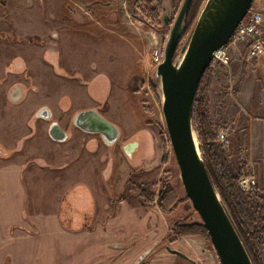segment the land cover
<instances>
[{"label":"rangeland","instance_id":"1","mask_svg":"<svg viewBox=\"0 0 264 264\" xmlns=\"http://www.w3.org/2000/svg\"><path fill=\"white\" fill-rule=\"evenodd\" d=\"M75 1L0 0V109L9 120V141L20 136L18 146L8 148L17 163L0 161V264H193L167 246L196 264H219L211 241L178 235L174 227L201 220L180 181L151 57L163 47L182 0H165L170 22L163 25L162 6L156 28L133 10V0L120 1L127 12L113 30L82 21L90 8ZM229 73L211 62L206 94L213 132L225 125L230 137ZM15 84L23 90L12 99ZM97 87L101 95L91 100ZM87 105L119 127L118 142L106 145L71 124ZM43 106L65 140L48 137L50 119L36 115ZM251 151L229 144L232 168L244 164L249 172ZM162 190L169 211L158 203Z\"/></svg>","mask_w":264,"mask_h":264},{"label":"water","instance_id":"2","mask_svg":"<svg viewBox=\"0 0 264 264\" xmlns=\"http://www.w3.org/2000/svg\"><path fill=\"white\" fill-rule=\"evenodd\" d=\"M253 1L205 0L187 44L176 55L191 3V0H182L161 48V59L154 67L162 92L161 112L165 129L183 190L199 215L220 264L253 263L208 176L194 131L192 107L199 81L212 62L214 51L229 43ZM161 19L164 26L169 25L166 8ZM36 115L49 119L51 112L49 108L41 107ZM71 124L86 133L98 134L106 145L119 141V127L95 108L74 112ZM48 135L53 140L63 141L67 133L57 121H52L48 126ZM167 248L172 253L187 257L179 250Z\"/></svg>","mask_w":264,"mask_h":264},{"label":"trees","instance_id":"3","mask_svg":"<svg viewBox=\"0 0 264 264\" xmlns=\"http://www.w3.org/2000/svg\"><path fill=\"white\" fill-rule=\"evenodd\" d=\"M203 0H191L185 18L184 29L193 21ZM133 10L140 12L141 18L156 28L160 24L162 12L161 0H133ZM144 4V6H142ZM183 29V32H184ZM211 64L202 75L192 107V120L200 144L208 176L219 194L221 202L241 238L253 264H264V197L258 189L242 191L237 180L244 171V164L233 169L227 149L216 143L215 133L207 114L208 97L206 89L210 84ZM167 190H162L159 204L165 210L172 207L164 205L168 197ZM178 235H200L210 241L202 222L187 224L175 223ZM220 264V263H219Z\"/></svg>","mask_w":264,"mask_h":264},{"label":"crops","instance_id":"4","mask_svg":"<svg viewBox=\"0 0 264 264\" xmlns=\"http://www.w3.org/2000/svg\"><path fill=\"white\" fill-rule=\"evenodd\" d=\"M120 1L123 0H118L116 3L109 0L105 2L104 0H79V3L84 2L87 9L90 8L91 11L90 15L88 12L86 13L88 17L82 21L94 22L99 28L108 30H110L108 27H113V25L116 26L115 29L119 28L123 15L127 12L121 7ZM70 2L71 5H78L75 0H70ZM162 6L164 9L168 7L165 0L162 1ZM252 8L264 16V0H254ZM106 21L113 22V24L107 25ZM80 23L83 24V22ZM111 29L113 30L114 27ZM261 30L264 34V20ZM228 50L230 63L227 68L233 81V93H230L227 101L229 125L233 127L230 130L233 131V134L229 137V144L237 142L241 144V148L252 150V157L248 160L250 171L254 172L257 178L259 191L264 192V54L248 59L246 56L247 45L244 42L231 43ZM6 121L9 125V120L6 119ZM2 134L0 138L3 143L11 147L13 139L12 142L9 141V133ZM235 134L237 135L235 136ZM237 137H239V141H236ZM241 137L242 139H240ZM9 163L17 162L9 159L3 162V164Z\"/></svg>","mask_w":264,"mask_h":264},{"label":"built area","instance_id":"5","mask_svg":"<svg viewBox=\"0 0 264 264\" xmlns=\"http://www.w3.org/2000/svg\"><path fill=\"white\" fill-rule=\"evenodd\" d=\"M264 16L261 12L251 8L247 11L243 19L237 25L234 33L228 44L214 51L212 62L228 67L230 63V54L228 46L231 43L244 42L247 45L246 56L248 59H253L261 54H264V34L261 30V24ZM162 56L161 48H156L153 51L152 62L158 63ZM232 81V80H231ZM232 90V85H230ZM215 142L220 144L224 149L229 147L228 127L221 125L215 135ZM237 186L244 192H249L258 189L257 178L251 171H244L237 180Z\"/></svg>","mask_w":264,"mask_h":264},{"label":"flooded vegetation","instance_id":"6","mask_svg":"<svg viewBox=\"0 0 264 264\" xmlns=\"http://www.w3.org/2000/svg\"><path fill=\"white\" fill-rule=\"evenodd\" d=\"M51 63H52V61H51ZM54 63V62H53ZM79 77V76H78ZM97 83V82H96ZM23 89H22V86L20 85V84H15V86L12 88V90H11V92H10V94H9V96H10V98H12V99H14V98H17L18 96H20V94H21V91H22ZM101 95V88H99V87H97L96 88V90H92V93L90 94V96L89 97H91L90 99L92 100H95V99H98L99 98V96ZM89 105H87V106H84L83 108H85V109H87V108H95L94 106H89ZM43 107H46V106H43ZM48 108V107H47ZM101 115L103 114V113H101L100 112V110L98 109V108H95ZM2 109L0 110V135H3L2 133H4L5 132V129L8 127V124H7V121H6V119H5V115H3V114H1L2 113ZM51 112V111H50ZM4 119H5V121H4ZM50 119V122H52L51 121V117L49 118ZM49 119H47V120H49ZM107 119V118H106ZM50 124V123H49ZM82 131V130H81ZM82 132H84V131H82ZM86 133V132H85ZM9 135H10V133H9ZM47 135H48V129H47ZM98 135V134H97ZM48 137L50 138V136L48 135ZM67 137V136H66ZM19 139H20V136H18V137H16L15 139H13V146H11V147H17L18 146V143H19ZM51 140H53L52 138H50ZM66 139V138H65ZM53 141H55L56 142V140H53ZM8 146H6L4 143H3V141L1 140V138H0V161H1V163H3L5 160H7V159H9L10 157H9V155L10 154H8L9 152V150H8ZM10 160V159H9ZM10 161H13V160H10ZM167 247H169V246H167ZM166 247V249L170 252V253H172L168 248ZM170 249H174V248H171V247H169ZM177 250V249H176ZM173 254H176V253H173ZM185 254V253H184ZM176 255H178V254H176ZM186 255V254H185ZM178 256H180V255H178ZM187 257H182V256H180V257H182V258H184V259H186V260H189V261H191L193 264H196V261L193 259V258H191L190 256H188V255H186Z\"/></svg>","mask_w":264,"mask_h":264}]
</instances>
